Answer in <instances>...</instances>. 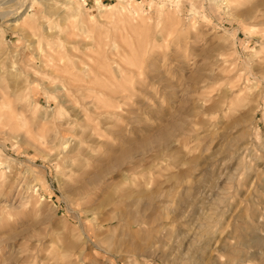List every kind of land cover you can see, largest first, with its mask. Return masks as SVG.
Here are the masks:
<instances>
[{
  "label": "rangeland",
  "instance_id": "rangeland-1",
  "mask_svg": "<svg viewBox=\"0 0 264 264\" xmlns=\"http://www.w3.org/2000/svg\"><path fill=\"white\" fill-rule=\"evenodd\" d=\"M0 264H264V0H0Z\"/></svg>",
  "mask_w": 264,
  "mask_h": 264
},
{
  "label": "built area",
  "instance_id": "built-area-1",
  "mask_svg": "<svg viewBox=\"0 0 264 264\" xmlns=\"http://www.w3.org/2000/svg\"><path fill=\"white\" fill-rule=\"evenodd\" d=\"M92 2H94V0H92ZM84 3L86 4L87 3V0H84Z\"/></svg>",
  "mask_w": 264,
  "mask_h": 264
},
{
  "label": "bare ground",
  "instance_id": "bare-ground-1",
  "mask_svg": "<svg viewBox=\"0 0 264 264\" xmlns=\"http://www.w3.org/2000/svg\"><path fill=\"white\" fill-rule=\"evenodd\" d=\"M7 12V11H6ZM4 14H6V13H4ZM4 14H2V15H4ZM111 240V239H110Z\"/></svg>",
  "mask_w": 264,
  "mask_h": 264
}]
</instances>
